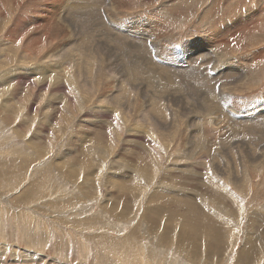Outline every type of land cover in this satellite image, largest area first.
Wrapping results in <instances>:
<instances>
[{"label": "rangeland", "instance_id": "obj_1", "mask_svg": "<svg viewBox=\"0 0 264 264\" xmlns=\"http://www.w3.org/2000/svg\"><path fill=\"white\" fill-rule=\"evenodd\" d=\"M213 92L208 158L191 132ZM263 112L264 0H0V264H264Z\"/></svg>", "mask_w": 264, "mask_h": 264}, {"label": "bare ground", "instance_id": "obj_2", "mask_svg": "<svg viewBox=\"0 0 264 264\" xmlns=\"http://www.w3.org/2000/svg\"><path fill=\"white\" fill-rule=\"evenodd\" d=\"M53 2V1H52ZM61 3V2H60ZM72 3V2H71ZM76 3V2H75ZM78 3V2H77ZM92 3V2H91ZM89 5H91V4H89ZM88 5V6H89ZM93 5V4H92ZM90 7V6H89ZM89 7H87V8H89ZM87 8H86V10H87ZM64 9V8H63ZM84 10V9H83ZM90 10V9H89ZM89 10H87V12H85V13H89L90 14V12H88ZM92 12V11H91ZM85 13H83L84 15H87L88 16V14H85ZM69 14V13H68ZM55 15V14H54ZM91 15V14H90ZM59 16H60V14H59ZM58 16V18H60V20H62V18L61 17H59ZM56 17V16H55ZM69 17V16H68ZM68 17H66V18H68ZM80 18V17H79ZM96 18V17H95ZM69 19V18H68ZM70 19H71V17H70ZM73 19H75L74 17H73ZM94 19V18H93ZM76 21V20H75ZM97 21V20H96ZM87 22V21H86ZM90 22V21H89ZM77 23V22H76ZM92 23V22H91ZM67 24V23H66ZM78 24V23H77ZM87 24V23H86ZM89 24V23H88ZM79 25V24H78ZM80 26V25H79ZM63 27V26H62ZM75 27V26H74ZM73 27V28H74ZM98 27V26H97ZM59 28V27H58ZM57 28V29H58ZM66 28V27H65ZM93 28V27H92ZM75 29V28H74ZM59 30V29H58ZM90 30V29H89ZM88 30V31H89ZM96 30V29H95ZM68 31H69V29H68ZM71 31V30H70ZM62 32V31H61ZM65 32V31H64ZM68 33V32H67ZM77 33V32H76ZM57 34H59V33H57ZM64 34V33H63ZM62 34V35H63ZM103 34H105V33H103ZM79 35V34H78ZM64 36V35H63ZM101 37H102V35H101ZM104 37V36H103ZM81 38H79V40H80ZM78 40V39H77ZM76 41V40H75ZM81 41V40H80ZM77 42V41H76ZM64 43V42H63ZM101 43V42H100ZM77 46H79L78 44H77ZM101 47V46H100ZM104 47V46H103ZM73 49H75L74 48V46L72 47ZM98 49H99V47H97ZM96 48V49H97ZM92 50V49H91ZM94 50H95V48H94ZM93 50V51H94ZM109 50V49H108ZM75 51V50H74ZM73 51V52H74ZM97 51V50H96ZM95 51V52H96ZM101 51V50H100ZM104 52V51H103ZM107 53H110V52H108L107 51ZM54 55V54H53ZM71 55V54H70ZM92 55V54H91ZM98 55V54H97ZM104 55H106L105 54V52H104ZM114 55V54H113ZM110 56V55H109ZM112 56V55H111ZM23 57V56H22ZM133 57V56H132ZM87 58V57H86ZM101 58V57H100ZM134 58V57H133ZM77 58H75V60H76ZM108 61V60H107ZM131 61H132V58H131ZM93 62V61H92ZM108 63V62H107ZM109 63H110V61H109ZM113 63V62H112ZM132 64H133V62H131ZM59 64V63H58ZM115 64H117V61H116V63ZM131 64V65H132ZM187 64V63H186ZM64 65V64H63ZM75 65V64H74ZM109 65V64H108ZM110 65H113V64H110ZM192 65V64H191ZM200 65V64H199ZM104 66V65H103ZM116 66V65H115ZM85 67V66H84ZM92 67V66H91ZM96 67V66H95ZM112 67H114V66H112ZM131 67H133V68H135L136 69V67L135 66H131ZM146 67H148V65H146ZM170 67H172V66H170ZM175 67V66H174ZM181 67V66H180ZM38 68V67H37ZM86 68H87V65H86ZM149 68V67H148ZM154 69H155V67H153ZM173 68V67H172ZM176 68V67H175ZM108 69V68H107ZM135 69H133V75L132 76H137V77H139V76H144V74H142V72H144L145 70H143V71H138V69L137 70H135ZM158 69V68H157ZM151 69H149L148 71H150ZM174 70V69H173ZM186 70V69H185ZM188 70V69H187ZM108 71V70H107ZM156 71V70H155ZM103 72H105V71H103ZM146 73H147V71H145ZM157 72H159L160 73V71L159 70H157ZM156 72V73H157ZM172 72V71H171ZM192 72H193V69H192ZM71 73V72H70ZM78 73V72H77ZM122 73V72H121ZM150 73H151V71H150ZM56 74V73H55ZM95 74V73H94ZM93 74V75H94ZM124 74V73H123ZM148 74V73H147ZM158 74V73H157ZM164 74V73H163ZM173 74V73H172ZM46 75V74H45ZM160 75V74H159ZM166 75V76H165ZM165 75H163V79L165 80V81H163V83L165 84H163V86L162 87H164L165 88V86H166V90L168 89H170V87H168L170 84H173V76L172 77H170L169 78V75L168 74H165ZM91 76V75H90ZM112 76V75H111ZM85 77H87V76H85ZM109 77V76H108ZM122 77V76H121ZM126 77V76H125ZM128 77V76H127ZM137 77H133V78H137ZM145 77V76H144ZM149 77V76H148ZM160 77V76H159ZM197 77H200L199 75L197 76ZM52 78H54L53 76H52ZM56 78V77H55ZM107 78V77H106ZM151 78V77H150ZM59 79V78H58ZM119 79H123V78H119ZM131 79H132V77H131ZM138 79V78H137ZM149 79V78H148ZM154 79V77L151 79V80H153ZM158 79V78H157ZM159 79H162V78H159ZM245 79V78H244ZM243 79V80H244ZM49 80H51V79H49ZM124 81H127V79L125 80V79H123ZM151 80H150V82L149 83H151ZM154 80H156V79H154ZM116 81H117V79H116ZM120 81V80H119ZM122 81V80H121ZM123 81V82H124ZM129 81V84H130V80H128ZM132 81V80H131ZM134 81V80H133ZM149 81V80H148ZM157 81H159V80H157ZM239 81V80H238ZM241 81V80H240ZM245 81V80H244ZM123 82H122V84H123ZM160 82V81H159ZM232 82H234V80L233 81H231L229 84H231ZM243 82V81H242ZM125 83V82H124ZM181 83V82H180ZM237 83V82H236ZM122 84L120 85V84H118V85H120V88H122L123 86H122ZM159 84V83H158ZM158 84H157V86H158ZM176 84V83H175ZM232 84H234L235 85V83H232ZM107 85H108V83H107ZM127 86H128V84H126ZM133 85V84H132ZM154 85V84H153ZM180 85H183L182 83L180 84ZM116 86V85H115ZM122 86V87H121ZM178 86H179V84H178ZM178 86H177V88H178ZM92 87V86H91ZM106 87V86H105ZM159 87H161V86H159ZM181 87V86H180ZM176 88V87H175ZM176 88V89H177ZM183 88V87H182ZM158 89V88H157ZM120 91H121V89H119ZM144 90V89H143ZM142 90V91H143ZM147 90V89H146ZM187 90V89H186ZM114 91V90H113ZM110 92V91H109ZM118 92V91H117ZM159 92H161V89H159ZM189 92H192V91H190L189 90ZM122 93V92H121ZM222 93H224V92H222ZM146 94H148V93H146ZM197 94H198V92H197ZM225 94V93H224ZM119 95V94H118ZM194 95V94H193ZM192 95V96H193ZM227 95V94H226ZM121 96V95H120ZM195 96V99H196V94L194 95ZM198 96V95H197ZM218 96H220V98L222 99V98H225L224 97V95H222V94H216V92H213V93H211V99H210V106H208V107H205L204 105H202L203 103H205L206 102V100L204 99V98H202L201 100H200V98H199V96H198V100H200L201 102H203L202 104H201V107L200 108H198V110H196V112L199 114V116H198V120L200 119V115L202 116V118H201V123H199L200 125H198V127H194V129H193V131L191 132V134L192 133H194L195 134V136H193V142L195 143V145H193L194 147H198L199 149H201V150H203L204 149V151L203 152H205V156L207 155L208 156V158H209V148L207 147V139H206V135H205V132L203 131L204 130V128L206 127V125H205V123L206 122H208L209 124H212L213 125V122H211V120H213V116H210L211 114H213L214 112H215V114L217 113V112H222V108L220 107L221 106V104L219 103V101L217 102V98H218ZM113 97H115V94L113 95ZM112 97V98H113ZM119 97V96H118ZM123 97V96H122ZM140 98V97H139ZM173 98L174 99H176L175 101H177V100H180L181 101V103H182V100L181 99H178L175 95H173ZM219 98V99H220ZM115 99V98H114ZM145 99H146V97H145ZM194 99V98H193ZM196 99V100H197ZM215 99V100H214ZM217 99V100H216ZM115 100H117V97H116V99ZM119 100V99H118ZM144 100V99H143ZM149 100V99H148ZM197 100V101H198ZM121 102V101H120ZM119 102V103H120ZM189 102V101H188ZM187 102V104H189ZM148 103V102H147ZM172 103V102H171ZM178 103H179V101H178ZM177 102H176V104H178ZM258 103H260V102H258ZM175 104V105H176ZM194 104H195V102H194ZM193 104V105H194ZM184 105H185V103H184ZM192 105V104H191ZM219 105V106H218ZM126 106V105H125ZM130 106V105H129ZM179 106V105H178ZM183 106V105H182ZM188 106V105H187ZM204 106V107H203ZM136 107V106H135ZM189 107V106H188ZM194 107V106H193ZM193 107H192V109H193ZM199 107V106H198ZM130 107H128V109H129ZM149 108V107H148ZM183 108H186V107H184L183 106ZM226 108V107H225ZM115 109V108H114ZM125 109H127V108H125ZM189 109H190V107H189ZM196 108H194V110H195ZM200 109V110H199ZM131 110V109H130ZM174 110V109H173ZM180 110H181V108H180ZM186 110V109H185ZM188 110V109H187ZM191 110V109H190ZM189 110V111H190ZM202 110H204L205 112L203 113V111ZM108 111V110H107ZM179 111V110H178ZM183 111V110H182ZM192 111V110H191ZM125 112V111H124ZM127 112H128V110H127ZM141 112H142V109H141ZM126 113V112H125ZM139 113H140V111H139ZM183 113V112H182ZM264 113V112H263ZM186 114V113H185ZM185 114H183V115H185ZM194 114V113H193ZM230 114V113H229ZM139 115V114H138ZM181 115V114H180ZM157 116V115H156ZM187 116V115H186ZM206 116V117H205ZM207 116H210V117H207ZM260 116V115H259ZM258 116V117H259ZM152 116H150V118H151ZM149 118V119H150ZM154 117H152V119H153ZM157 118V117H156ZM160 118V117H159ZM260 118H261V116H260ZM190 119V118H189ZM192 119V118H191ZM194 119H197V115H196V118H194ZM193 119V120H194ZM138 120V119H137ZM142 120H144V118L142 119ZM145 120H147V119H145ZM154 121H155V119H153ZM187 120V119H186ZM198 120H197V122L196 123H198ZM233 120V119H232ZM135 121V120H134ZM160 121V120H159ZM189 121V123L190 122H193V121H190V120H188ZM243 122H241L242 123V126L244 125L243 123H246V121H251V119H249V118H247L245 121L244 120H242ZM150 122V121H149ZM199 122H200V120H199ZM234 122V121H233ZM255 122V121H254ZM256 122H259V121H256ZM135 123H136V121H135ZM151 123V122H150ZM158 123V122H157ZM160 123H161V121H160ZM160 123H159V125H160ZM166 123V122H165ZM194 123V122H193ZM195 123V124H196ZM261 124H264V121H261L260 122ZM137 124V123H136ZM152 124V123H151ZM191 124V123H190ZM189 124V125H190ZM253 124V123H252ZM255 126H258L257 124H254ZM135 126V125H134ZM137 126V125H136ZM135 126V127H136ZM138 126H140V128H141V124H139L138 123ZM155 126H157L156 124H155ZM172 126V125H171ZM196 126H197V124H196ZM240 127H241V125H239ZM254 126V127H255ZM146 127V126H145ZM169 127V126H168ZM191 127V126H190ZM244 127V126H243ZM248 125L246 126V127H244L243 129L245 130L246 128V130H248ZM259 127L262 129V130H264V126H258V127H256V128H258L259 129ZM132 128V127H131ZM157 128V127H156ZM161 128V127H160ZM163 128H164V126H163ZM253 128V127H252ZM256 128H253V129H255L256 130ZM166 129V131H167V128H165ZM170 129V128H169ZM181 129V128H180ZM188 129H189V127H188ZM191 129V128H190ZM235 129V128H234ZM242 129V130H243ZM249 129H251L250 127H249ZM260 129V130H261ZM124 130V129H123ZM126 130V129H125ZM129 130V129H128ZM131 130V129H130ZM134 130V129H133ZM143 130V129H142ZM160 130V129H159ZM171 130V129H170ZM185 130V129H184ZM183 130V132L181 133V135L184 137V131ZM186 130H187V128H186ZM192 130V129H191ZM241 130V131H242ZM235 131H236V129H235ZM240 131V130H239ZM239 131H237L238 133H239ZM258 132H259V130H257ZM141 132V131H140ZM160 132V131H159ZM234 132V131H233ZM244 132V131H243ZM252 132V131H251ZM262 132V131H261ZM166 133V132H165ZM187 133V132H186ZM245 133V132H244ZM152 134V133H151ZM167 134V133H166ZM132 135H134V134H132ZM138 135H139V133H138ZM142 134H140V136H141ZM162 135V134H161ZM135 136V135H134ZM133 136V137H134ZM151 136V135H150ZM154 136V135H153ZM173 136V135H172ZM186 136H188V135H186ZM209 136H210V134H209ZM215 137V140L217 139L216 138V136H214ZM139 138V137H138ZM137 138V139H138ZM181 138V137H180ZM188 138H189V136H188ZM128 139V138H127ZM241 139V138H240ZM130 140H131V138H130ZM133 140V139H132ZM135 140H136V138H135ZM210 140V139H209ZM128 142H130V141H128ZM132 142H134V141H132ZM137 142H139V141H137ZM179 142V141H178ZM184 142H186V141H184ZM187 142H188V140H187ZM95 143V142H94ZM140 143V142H139ZM250 143V142H249ZM179 144V143H178ZM184 144V143H183ZM129 145V144H128ZM245 145V144H244ZM136 146V145H135ZM188 146V145H187ZM242 146V145H241ZM246 146V145H245ZM137 147V146H136ZM134 148V147H133ZM188 148V147H187ZM245 148V147H244ZM249 148V147H248ZM251 148V147H250ZM253 148V147H252ZM130 149V148H129ZM184 149V148H183ZM191 149V148H190ZM189 149V150H190ZM253 149H255V148H253ZM131 150V149H130ZM185 150V149H184ZM195 150H197L198 151V149H195ZM249 150V149H248ZM251 150V149H250ZM257 150V149H256ZM182 151V150H181ZM197 151H195L196 152V154H198L197 153ZM200 151V150H199ZM253 151V150H252ZM252 151H250V152H252ZM124 152H125V150H124ZM185 152V151H184ZM191 152V151H190ZM202 152V151H201ZM203 152H202V154H203ZM248 152V151H247ZM189 153V152H188ZM192 153L193 152H191L190 153V155H189V159H193V156H194V154L192 155ZM261 153V152H260ZM263 153V152H262ZM224 154V153H223ZM245 155V154H244ZM249 155V154H248ZM256 155V154H255ZM260 155V154H259ZM186 155H184L183 156V158L185 157ZM201 156V155H200ZM187 157V156H186ZM197 157V156H196ZM199 157V156H198ZM198 157L193 161V165H195V163H198V161H199V159H198ZM230 157H232V156H230ZM229 157V158H230ZM254 157V158H253ZM252 157V160H256V158H257V156H253ZM207 158V157H206ZM207 158V159H208ZM228 158V157H227ZM247 159V158H246ZM127 160H129V159H127ZM173 160V159H172ZM185 160V159H184ZM202 160V159H201ZM250 160V159H249ZM133 161V160H132ZM175 161V160H174ZM186 161V160H185ZM191 160H189V162H190ZM173 162V161H172ZM250 162V161H249ZM183 163V162H182ZM203 163V162H202ZM213 164L215 163V161L214 162H212ZM174 164V163H173ZM176 164V163H175ZM199 164V163H198ZM237 164V163H236ZM129 165V164H128ZM132 165V164H131ZM197 165V164H196ZM200 165V164H199ZM199 165L198 166H196V167H199ZM189 166V165H188ZM190 166H192L191 164H190ZM189 166V167H190ZM202 166V165H201ZM211 166H212V164H211ZM248 166H251L252 168H253V165L252 164H249L248 163ZM134 166L132 165V168H133ZM173 167V166H172ZM178 168L180 167V166H177ZM182 167V166H181ZM213 169L215 170V165H213ZM178 168H177V172L175 173L174 171H176L175 169L174 170H168V173H167V175L166 176H164L165 178H166V181L167 180H173V179H175L176 181H175V186L179 189V190H186V189H188V190H190V188L188 187V186H190L191 188L192 187H197V188H199L200 190H201V188L202 189H205L204 191H202L201 190V192L200 193H203V194H208L207 195V197L210 199V200H212V201H214L215 203H220V201L222 202H225L226 201V198H225V196L221 193V192H219V193H216V191H215V182H216V179H215V175H214V177H212L211 175V180L210 181H208L210 184H212V185H214L213 187H214V189L213 190H209L208 188H203L202 187V185L204 184V183H194V179H196V176H194V175H192L191 173H189V174H187V173H185V174H183V171H182V169L184 168V170L186 169L187 171H189V169H187V167H182V169L181 170H178ZM200 168V167H199ZM210 169L212 168V167H209ZM235 168H236V166H235ZM190 169H192L191 167H190ZM137 171H139V168H137L136 169ZM185 170V171H186ZM213 170V171H214ZM208 171V170H207ZM122 172V171H121ZM196 172V171H195ZM123 173V172H122ZM140 173H142V174H146L145 172H144V170H141L140 171ZM206 173V172H205ZM209 173H212V172H209ZM237 173V172H236ZM213 174H215V173H213ZM238 175V174H237ZM123 176V175H122ZM127 176V175H126ZM128 179V178H127ZM188 179H191V180H193V183H191V184H189L190 182H188ZM236 178H234V180H235ZM201 180V179H200ZM122 181V180H121ZM126 181V180H125ZM124 181V182H125ZM129 181V180H128ZM174 181V180H173ZM202 181V180H201ZM177 182H179L180 183V185H178L177 186ZM195 182H196V180H195ZM207 182V181H206ZM117 183H118V181H117ZM119 184V183H118ZM120 188H121V186L120 185H118ZM174 186V187H175ZM208 186H210V185H207V187ZM175 187V188H176ZM201 187V188H200ZM123 188V187H122ZM196 188V189H197ZM125 189V188H124ZM123 189V190H124ZM195 189V190H196ZM192 190H194V188L192 189ZM191 190V191H192ZM194 190V191H195ZM190 191V192H191ZM123 193V192H122ZM189 197V196H188ZM188 197H186L187 199H185V200H183V201H187V207H186V209L185 210H183V211H187V209L189 210V209H191L192 208V205H193V203H192V201L193 200H191V198H188ZM166 198V197H165ZM168 199V198H167ZM172 199H174V198H171V200ZM176 199V198H175ZM164 203H165V201H164ZM175 203V202H174ZM173 203V204H174ZM221 204V203H220ZM163 205V204H162ZM165 205V207H166V205L167 204H164ZM196 205V204H195ZM124 206V208L126 209V204L125 205H123ZM173 206V205H172ZM229 207V206H228ZM124 208H122V212H124L125 211V209ZM163 208V207H162ZM167 208H169V206L167 205ZM116 209V207L114 208V210ZM179 209V208H178ZM193 209H195V208H193ZM161 210V208H154V211H160ZM171 210V209H170ZM174 210V209H173ZM180 210V209H179ZM178 211V210H177ZM194 211H196V210H194ZM170 212V211H169ZM156 213V212H155ZM154 213V214H155ZM158 213V212H157ZM189 213V212H188ZM187 213V214H188ZM198 213V212H197ZM199 213H200V211H199ZM256 213V212H255ZM120 214H122V213H120ZM172 214H173V212H172ZM187 214H185V216L187 215ZM190 214V213H189ZM203 214V213H202ZM124 215V214H123ZM201 215V214H200ZM206 215V214H205ZM143 216H144V218H146L147 219V221L149 222L148 224H149V226L151 227V226H154V225H156L157 223H158V221H157V217L155 216V215H153L152 214V211L151 210H147L146 212H144V214H143ZM122 217V216H121ZM159 217V216H158ZM194 217V216H193ZM195 217H200V218H202L203 216L201 215V216H197V215H195ZM205 217V216H204ZM207 217V216H206ZM160 218V217H159ZM185 218H187V216L185 217ZM191 218V217H190ZM199 218V219H200ZM205 220V218H202V220ZM208 219H209V217H208ZM198 221H200V220H198ZM205 222V221H204ZM190 223H191V220H190ZM193 223H195V222H193ZM198 223V222H197ZM147 224V225H148ZM196 224V223H195ZM201 224V223H200ZM168 226H169V223H166V225H165V227H164V229H163V231H162V233H161V235H160V237L163 239V240H168V235H169V232L171 231V229H172V226H170L169 227V229H167L168 228ZM189 226H190V229L191 230H194V229H196L197 227H195L194 226V224H193V226H191V224H189ZM259 227H261V225H258ZM258 226H256L257 228H259ZM181 227V226H180ZM178 240H182V239H186V236H185V234L183 233V231L182 230H179V232H178ZM248 242H249V244L251 243V239H249L248 240ZM196 243H195V248H194V250H196ZM249 249V248H248ZM194 252V251H193ZM241 253H246L247 254V252H246V250L245 249H243L242 251H241ZM240 256H241V254H240ZM242 260V259H241ZM243 261V260H242Z\"/></svg>", "mask_w": 264, "mask_h": 264}]
</instances>
